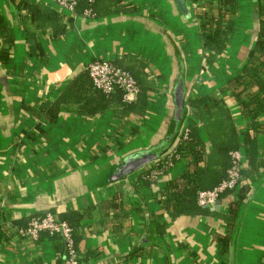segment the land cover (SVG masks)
Returning <instances> with one entry per match:
<instances>
[{
	"label": "crops",
	"instance_id": "crops-1",
	"mask_svg": "<svg viewBox=\"0 0 264 264\" xmlns=\"http://www.w3.org/2000/svg\"><path fill=\"white\" fill-rule=\"evenodd\" d=\"M185 1V12L173 0H96L72 13L51 0H0V264H61L56 235L21 232L46 213L74 222L79 264H264V129L246 157L250 118L226 89L254 47L259 0H236L226 47L211 61L194 15L206 0ZM95 59L129 71L138 92H96L86 68ZM179 77L185 111L175 120ZM204 97L218 104L198 113ZM188 124L203 145L200 188L225 177L220 149L242 154L238 188L247 191L231 225L238 188L177 215L160 202L193 167L186 156L164 165ZM147 149L159 151L127 164Z\"/></svg>",
	"mask_w": 264,
	"mask_h": 264
},
{
	"label": "trees",
	"instance_id": "trees-1",
	"mask_svg": "<svg viewBox=\"0 0 264 264\" xmlns=\"http://www.w3.org/2000/svg\"><path fill=\"white\" fill-rule=\"evenodd\" d=\"M212 2L213 0H206L194 10V15L198 21L202 46L203 48L208 50V61L213 60L215 56L224 51L226 47L228 36L234 26L232 15L235 11L236 0H215V2L217 3L216 11H212ZM84 5L86 7H89L92 4L88 5L84 3ZM35 8L36 7L32 6V16L35 15ZM258 13L259 23L254 47L250 50L248 54V59L246 63L242 66L240 72L234 75L226 83V89L237 101L243 114L250 118L247 127L244 128V130L242 131V134L244 136L242 144L244 145V150L247 154L246 157H249V149L255 143L257 135L261 133L264 129V120L261 119L262 115H264V0H259ZM63 30L64 29H61V32ZM30 49L40 50V47H33V45L31 44ZM6 56V51L0 52V57L2 59H5ZM95 91L103 97H107L112 94L110 93L107 95L97 90ZM212 101H214V103H212ZM216 103L218 104L217 100H213L211 97H204L196 101L195 106L198 113L200 111L201 113L205 114L209 110V107L216 106ZM43 107L44 106H42V108ZM46 110L47 109H45L44 114L47 115L50 119L54 120L56 116L46 114ZM201 117L204 121V124L209 129L210 123L207 122L203 115ZM185 127L187 128V136L183 138L180 135L175 147L167 155H171L172 158L175 155H179V157L186 156L190 158L193 167L189 172L184 173L177 180L170 181L167 186L163 189L161 193L162 197L160 198V202L162 203L163 207L169 210L172 215L188 212V206L195 203L197 193L203 189L200 188V185L196 179V171L198 169L197 164L201 162L204 155L202 150L203 145L200 139L194 134V127L190 124H188L187 126L185 125ZM220 150L227 154L229 166L231 162L230 151L237 149L223 148ZM249 162L251 161L249 160ZM242 170L243 169H241V172ZM246 173H248V171H246ZM246 191L247 188H238V198L230 205L228 215L225 217L229 225L233 224L236 215V209L239 203L243 200ZM66 221L73 227V238L75 248L77 250L74 235V222L71 223L69 220ZM53 235L57 236L56 238L60 243L61 255H63L64 246L62 239L57 234ZM221 245L223 248L226 247V238L222 239Z\"/></svg>",
	"mask_w": 264,
	"mask_h": 264
},
{
	"label": "built area",
	"instance_id": "built-area-1",
	"mask_svg": "<svg viewBox=\"0 0 264 264\" xmlns=\"http://www.w3.org/2000/svg\"><path fill=\"white\" fill-rule=\"evenodd\" d=\"M60 7L75 13L76 8L85 3L93 4L96 0H51ZM85 14L90 15V11L85 9ZM87 72L90 77L92 87L104 94H110L116 90L123 93L138 92V85L131 73L108 60L95 59L88 63ZM180 135L187 136V128H184ZM179 155H166L164 165L170 166ZM231 162L226 169L225 177L214 187L202 189L197 193L196 202L199 206L213 205L219 196L227 190H236L240 183L242 154L239 150L230 151ZM40 231H47L49 234H57L61 237L64 251L61 256V264H79L77 250L73 238V227L64 219H60L51 213L41 216L32 217L25 229L21 230L22 234H28L37 237Z\"/></svg>",
	"mask_w": 264,
	"mask_h": 264
},
{
	"label": "water",
	"instance_id": "water-1",
	"mask_svg": "<svg viewBox=\"0 0 264 264\" xmlns=\"http://www.w3.org/2000/svg\"><path fill=\"white\" fill-rule=\"evenodd\" d=\"M176 6L183 12L186 11V1L185 0H173ZM182 78V77H181ZM179 77V81L175 83L173 89V98L175 104V114L174 119L180 120L183 117L185 107L183 104L184 101V87L182 85V80ZM157 149H147L137 151L126 157V162L132 167H139L147 163L153 158L154 152H158ZM219 201H217L218 203Z\"/></svg>",
	"mask_w": 264,
	"mask_h": 264
}]
</instances>
